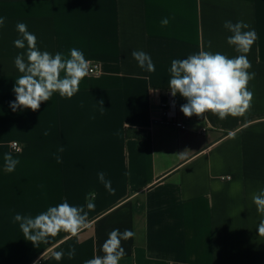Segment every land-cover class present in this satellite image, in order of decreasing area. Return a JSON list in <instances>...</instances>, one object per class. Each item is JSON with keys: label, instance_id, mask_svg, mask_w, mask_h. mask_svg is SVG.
I'll return each instance as SVG.
<instances>
[{"label": "crops", "instance_id": "obj_1", "mask_svg": "<svg viewBox=\"0 0 264 264\" xmlns=\"http://www.w3.org/2000/svg\"><path fill=\"white\" fill-rule=\"evenodd\" d=\"M0 17V264H85L103 255L117 228L135 233L122 241L119 264H264L252 200L264 188V0H0ZM228 20L246 22L257 36L247 54L255 73L250 112L225 120L181 112L183 131L154 122L173 59L201 49L238 55L227 44ZM21 22L42 51L67 57L77 48L99 74L85 77L72 98L55 93L37 111H13L14 59L27 50L13 43ZM134 50L149 54L156 71L141 69ZM127 129L146 135L127 137ZM5 153L19 160L12 172ZM89 199L90 227L78 237L60 232L36 247L14 221L65 200L87 211ZM54 251L65 255L57 261Z\"/></svg>", "mask_w": 264, "mask_h": 264}, {"label": "clouds", "instance_id": "obj_2", "mask_svg": "<svg viewBox=\"0 0 264 264\" xmlns=\"http://www.w3.org/2000/svg\"><path fill=\"white\" fill-rule=\"evenodd\" d=\"M4 23L5 18L0 17V27H3ZM168 23L167 18L161 21L163 26ZM223 27L231 33L227 37V44L233 46L238 55L228 57L220 52L213 53L201 49L185 59L171 61L168 88L173 97L179 94L186 100L180 108L185 117L191 118L195 115L206 119L210 113L220 120H225L229 116L244 117L251 110L254 92L249 88V84L255 78V73L249 71L252 63L247 54L257 39L256 32L242 20L235 23L225 21ZM16 30L20 38L13 42L14 46L24 49L26 42L27 50L14 59V66L20 75L15 79L13 87L15 101L10 102L12 110L37 111L41 103L49 101L55 93L65 98H72L78 93L80 83L92 73L91 62L85 58L84 53L72 48L67 57L60 52L53 55L38 47L36 35L28 31L26 24L18 23ZM211 46L212 41L209 40L208 47ZM131 55L141 69L149 73L156 71L149 54L134 50ZM59 150L63 151V148ZM186 152L178 155L183 158ZM4 161L5 170L8 172L14 171L19 163L10 153H5ZM57 162H60L59 158ZM98 179L109 194L115 195L116 190L111 181L105 178V173H98ZM252 200L262 217L257 226L258 234L264 237V188L253 194ZM86 208L87 211L85 206H74L65 200L55 206H49L34 217L17 213L14 221L19 223L25 240L37 247L41 243H48L50 238L56 237L60 232L67 234L65 239L81 235L90 227L89 211L95 209L91 199L88 200ZM134 235L130 229L123 232L118 228L113 229L101 246L103 255H94L86 260L85 264H119L126 255L122 241L129 240ZM75 252V248H71L67 253L68 257H74ZM52 255L60 261L65 253L54 251Z\"/></svg>", "mask_w": 264, "mask_h": 264}, {"label": "built area", "instance_id": "obj_3", "mask_svg": "<svg viewBox=\"0 0 264 264\" xmlns=\"http://www.w3.org/2000/svg\"><path fill=\"white\" fill-rule=\"evenodd\" d=\"M91 67L92 73L90 75H98L100 72L99 65L92 63ZM180 108L181 102L178 94L173 97L170 90L164 91L162 93V98L154 109V122L175 127L180 131L187 130L185 118L183 117ZM192 118L195 120H205L203 117H197L195 115H193ZM11 147L15 152H21L23 150V146L16 141L12 142Z\"/></svg>", "mask_w": 264, "mask_h": 264}, {"label": "trees", "instance_id": "obj_4", "mask_svg": "<svg viewBox=\"0 0 264 264\" xmlns=\"http://www.w3.org/2000/svg\"><path fill=\"white\" fill-rule=\"evenodd\" d=\"M146 133L145 131H134V130H131V129H127L126 130V136L127 137H136V138H139V139H143L145 137Z\"/></svg>", "mask_w": 264, "mask_h": 264}]
</instances>
